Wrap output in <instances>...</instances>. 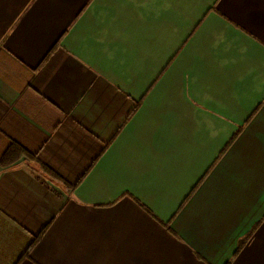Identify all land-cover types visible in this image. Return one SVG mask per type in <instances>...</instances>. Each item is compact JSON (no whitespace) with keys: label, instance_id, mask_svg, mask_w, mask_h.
<instances>
[{"label":"crops","instance_id":"1","mask_svg":"<svg viewBox=\"0 0 264 264\" xmlns=\"http://www.w3.org/2000/svg\"><path fill=\"white\" fill-rule=\"evenodd\" d=\"M11 146L0 264H264V0H0Z\"/></svg>","mask_w":264,"mask_h":264},{"label":"trees","instance_id":"2","mask_svg":"<svg viewBox=\"0 0 264 264\" xmlns=\"http://www.w3.org/2000/svg\"><path fill=\"white\" fill-rule=\"evenodd\" d=\"M236 134H234V136L231 138V140L235 137ZM24 150H21L19 147L17 146H11L9 147L0 157V164L2 165H6L8 163H11L13 160H15L16 158H18V156L20 155V153ZM36 238L29 244V246L25 249V251L23 252V254L21 255L20 258L26 256L31 248V246L33 245V243L35 242Z\"/></svg>","mask_w":264,"mask_h":264}]
</instances>
